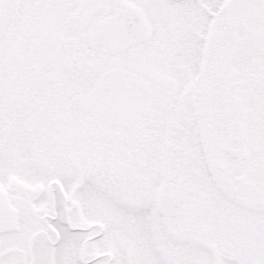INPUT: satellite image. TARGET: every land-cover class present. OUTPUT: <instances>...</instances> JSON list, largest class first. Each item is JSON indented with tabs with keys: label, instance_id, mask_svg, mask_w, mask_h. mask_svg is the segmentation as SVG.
Wrapping results in <instances>:
<instances>
[{
	"label": "snow or ice",
	"instance_id": "snow-or-ice-1",
	"mask_svg": "<svg viewBox=\"0 0 264 264\" xmlns=\"http://www.w3.org/2000/svg\"><path fill=\"white\" fill-rule=\"evenodd\" d=\"M0 264H264V0H0Z\"/></svg>",
	"mask_w": 264,
	"mask_h": 264
}]
</instances>
